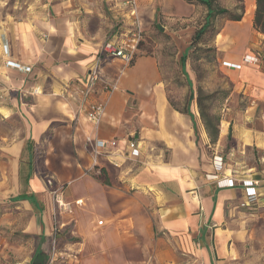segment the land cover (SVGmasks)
<instances>
[{
	"label": "crops",
	"instance_id": "0c3cea01",
	"mask_svg": "<svg viewBox=\"0 0 264 264\" xmlns=\"http://www.w3.org/2000/svg\"><path fill=\"white\" fill-rule=\"evenodd\" d=\"M42 1L21 18L0 16V264H45L54 240L95 232L103 243L152 241L145 264H264V59L244 60L259 42L264 49L252 24L256 0H244L242 19L226 21L216 36L221 65L248 103L236 119L220 120L215 143L196 109L192 120L170 105L159 60L144 50L129 65L102 62L89 100L107 101L94 130L79 90L101 44L124 37L132 18L117 0ZM137 6L142 29L157 6L176 16L198 8L182 0ZM88 135L117 144L94 157ZM215 154L234 186L217 185ZM243 180L256 182L249 203ZM91 213L100 218L82 227Z\"/></svg>",
	"mask_w": 264,
	"mask_h": 264
},
{
	"label": "rangeland",
	"instance_id": "374dc122",
	"mask_svg": "<svg viewBox=\"0 0 264 264\" xmlns=\"http://www.w3.org/2000/svg\"><path fill=\"white\" fill-rule=\"evenodd\" d=\"M182 1L184 4H190L187 0ZM40 2L43 1L0 0V16L13 14L15 18H21L26 15L28 9L39 6ZM219 3L231 8L236 4V0H219ZM203 16V10L199 6L191 15L179 16L162 14L157 6L155 18L151 20L150 29L142 37L139 48L150 50L159 59L168 97L176 106L183 107L185 104L190 90L189 81L193 93L197 88H201L204 94H212V97L206 101L211 113L219 115L221 119L229 116L236 119L248 101L242 91L234 89L233 83L226 74L225 66L221 65V58L215 45L216 37L212 38L208 45L199 44L202 48L208 47V50L196 51L194 47H190L191 38ZM205 37H207L206 34ZM258 47L260 49H255V51H260L261 58L264 59V49L261 48L260 42ZM186 51L189 54L185 64L187 76L181 72L179 64V56ZM191 108L197 110L194 100L191 102ZM254 156L257 158L256 155ZM247 162L255 164L253 158L247 159ZM62 213L68 214L67 211ZM88 216L91 219H88ZM99 218L98 215L91 213L84 216L80 224L84 227L88 225L89 220ZM19 234L13 231V237L11 236V239L14 238L13 242L19 240ZM101 236L100 232H95L89 238L77 234L78 238L66 237L60 241V244L55 241V251L53 253L51 247L45 264H145L151 255L152 241H141V245L127 241L117 244L113 239L108 243H103ZM11 261L14 263L13 260Z\"/></svg>",
	"mask_w": 264,
	"mask_h": 264
},
{
	"label": "built area",
	"instance_id": "2783aa9c",
	"mask_svg": "<svg viewBox=\"0 0 264 264\" xmlns=\"http://www.w3.org/2000/svg\"><path fill=\"white\" fill-rule=\"evenodd\" d=\"M120 1V7L127 9L128 14L132 18V30L129 31L124 37L120 39L115 40H107L104 41L99 49L98 54L92 61V63L88 67V72L86 75V78L84 80V83L81 85L79 92L82 97L83 102H86V111H85V117L88 122L92 125L93 129H97L102 115L104 114L105 107H106V99L102 101H90V94L94 90V87L96 85V82L100 78V67L102 62L107 58L112 59H118L120 60L124 65H129L132 63V61L135 58V55L138 51V43L142 39V28H141V22L138 16V6H137V0H117ZM3 52L7 53V46L3 45ZM258 59V55L255 56H246L244 58L247 62H256ZM9 66H14L19 69L28 70L27 67H23L17 63L8 61L6 63ZM227 67L235 68L238 65L232 64V63H224ZM116 87V83L110 84L107 86L108 90H113ZM86 142L88 145L91 146L93 150V156L96 157L99 154L100 149H105L106 147H115L117 142L116 140H100L91 137L90 135L86 136ZM128 148L130 149L129 155L131 157H137L140 154V151L137 147V143L134 140L128 141ZM95 162V160H94ZM212 167L216 174L221 175L220 179L217 180V185L219 187H231L235 184V179L229 174L228 176H225V170H226V163L223 160V158L220 155L215 154L212 157ZM242 186L244 188L245 198L246 202L249 203L253 201L256 197V189L255 185L256 182L253 180H243L241 181ZM58 207L61 209V211H67L69 212L70 209L66 204H64L62 201H60L58 198H56ZM81 203V200H76L75 204ZM98 225H104L103 220L97 221ZM56 228H54L55 232ZM52 252L55 251V240L52 244Z\"/></svg>",
	"mask_w": 264,
	"mask_h": 264
},
{
	"label": "trees",
	"instance_id": "16d2710c",
	"mask_svg": "<svg viewBox=\"0 0 264 264\" xmlns=\"http://www.w3.org/2000/svg\"><path fill=\"white\" fill-rule=\"evenodd\" d=\"M187 2L190 3L191 5L199 6L200 8H202L204 13V16L202 17V21L199 24V27L193 34L190 41V47H194V50L196 51L208 50L207 49L208 47L202 48L199 44L208 45V42L212 38L214 39V37L218 35L225 21H240L244 15V0H236V4H234L233 7L231 8L224 7L219 3V0H187ZM252 24L254 30L264 35V0H256ZM149 29L150 26L148 29L142 30V37H144V34ZM205 34L207 35V37H205ZM141 41L142 39L138 43V50L144 49V48H139ZM144 51L146 54L152 53L150 50H144ZM256 54L258 55V57H260V54L257 51ZM188 56L189 54L187 51L179 56V64H180L181 72L186 76H187V72L185 70V64ZM159 67H160V63H159ZM162 78L164 80L163 76ZM188 84L190 90L188 92V96L186 98L183 107L176 106L175 103L169 99L167 94L168 102L175 110H177L182 114L188 115L193 120L194 115L191 111V102L194 100L199 119L206 131L209 141L210 143H215L218 139L221 118L219 115H214L213 113H211L210 109L206 105V101L212 97V94H204L201 88H197V90L193 93L189 81ZM194 128H195V124H194ZM230 140H231V131L229 129V132L226 136V141L228 142ZM3 233L4 235L7 236L8 231H4Z\"/></svg>",
	"mask_w": 264,
	"mask_h": 264
}]
</instances>
